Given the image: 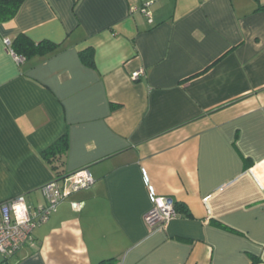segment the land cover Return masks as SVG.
Returning a JSON list of instances; mask_svg holds the SVG:
<instances>
[{
	"label": "crops",
	"instance_id": "crops-1",
	"mask_svg": "<svg viewBox=\"0 0 264 264\" xmlns=\"http://www.w3.org/2000/svg\"><path fill=\"white\" fill-rule=\"evenodd\" d=\"M260 4L25 0L0 22V203L46 204L42 152L65 133L66 172L95 177L0 264H264ZM19 33L57 48L17 62L5 39ZM149 186L183 204L159 230Z\"/></svg>",
	"mask_w": 264,
	"mask_h": 264
},
{
	"label": "built area",
	"instance_id": "built-area-1",
	"mask_svg": "<svg viewBox=\"0 0 264 264\" xmlns=\"http://www.w3.org/2000/svg\"><path fill=\"white\" fill-rule=\"evenodd\" d=\"M151 3V1L145 2L141 9L150 17V21H152V15L148 8ZM5 43L10 47V39H5ZM11 52L17 62L24 60L12 49ZM143 73L144 69L134 71L132 79H138ZM94 182L95 177L90 169L83 167L66 174L62 179H54L43 184L41 191L47 202L37 208H33L28 203L25 194L2 201L0 203V255L8 258L15 254L25 242L32 240L33 230L46 221L58 209L60 203L71 194L90 187ZM149 192L154 205L146 218L153 230H159L178 215L175 208L176 202L172 197L158 195L153 186H149ZM72 207L76 210L80 209L81 202L72 201Z\"/></svg>",
	"mask_w": 264,
	"mask_h": 264
},
{
	"label": "trees",
	"instance_id": "trees-1",
	"mask_svg": "<svg viewBox=\"0 0 264 264\" xmlns=\"http://www.w3.org/2000/svg\"><path fill=\"white\" fill-rule=\"evenodd\" d=\"M25 0H0V22L11 20L18 13ZM259 10H264V4H260ZM11 42V49L22 58L29 59L35 55L47 54L57 48V44L49 40L36 42L24 33L17 34ZM225 55V54H224ZM223 55V56H224ZM81 59L88 65H95L94 48L88 47L80 52ZM222 56V57H223ZM220 58L213 62L216 63ZM70 147L68 133H65L46 150L42 152L44 159L50 165L56 175V179H62L68 172L65 170L66 155ZM183 204L176 203L175 208L181 211ZM119 257H108L102 259L98 264H120ZM260 261V258H254L253 264Z\"/></svg>",
	"mask_w": 264,
	"mask_h": 264
}]
</instances>
